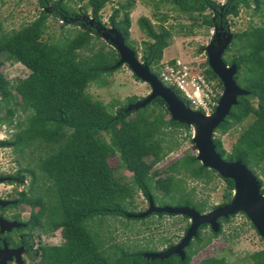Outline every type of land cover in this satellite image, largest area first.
I'll return each instance as SVG.
<instances>
[{
  "label": "trees",
  "instance_id": "1",
  "mask_svg": "<svg viewBox=\"0 0 264 264\" xmlns=\"http://www.w3.org/2000/svg\"><path fill=\"white\" fill-rule=\"evenodd\" d=\"M112 1L38 0L41 8L38 18L18 30L0 31V68L4 61H15L29 71L15 86L0 71V111L6 109L4 115H0V125L15 129L11 139L0 140V147H11L26 161L25 166L10 177L22 181L21 174H26L29 178L28 189L19 193L18 200L32 209L29 224L38 223L45 232L62 231L63 242L43 247L39 264H190L201 247L195 245L209 242L210 238L204 242L202 239V230L208 225L198 228L197 237L184 248L183 260L178 255L149 260L143 255L147 251L142 250H121L113 258L106 254L99 237L88 228L89 222L96 218H127V214H135L128 208L134 207L137 192L146 199L151 195L155 205L167 199L176 206L204 213L207 203L195 200L193 193L187 191L186 180L208 184L218 176L203 167L195 155L186 154L166 168L164 178L154 179L156 173H151L152 168L177 145L172 137L174 129L189 127L165 119L167 112L160 98L142 109L126 112L127 106L137 101L135 97L124 104L114 101L103 105L88 94L91 85L106 86L108 78L121 67H116L119 55L112 47L105 51V43L96 45L102 40L101 12ZM118 1L109 17L111 27L121 34L125 45L138 57L130 42L133 3L131 0ZM162 1L192 20V24L202 17V24L214 26L222 34L221 38L227 37L226 18L238 16L240 7L250 8L254 3V15L264 11V0H228L222 7L214 0H158ZM207 11L215 12V18L210 13L205 14ZM89 12L91 17H87ZM49 17L73 23L74 31L70 32L74 35L70 37L66 31L62 41H44ZM138 23L142 32L153 40L144 45L141 59L149 66L157 65L163 50L169 46L172 31L162 26L156 30L146 17H141ZM193 28L189 26L188 32L193 33ZM221 57L224 64H235L233 78L249 93L238 97L237 104L231 107L229 115L214 132L225 134L250 115L254 120L241 133L230 153L224 151L220 138L213 135L215 150L225 161H242L256 176L264 194L263 182L255 172L260 170L264 175V25L234 34ZM205 68L207 77L217 80L222 89L221 81L206 61ZM149 70L160 79L158 71L151 67ZM171 90L186 106L189 104L178 90ZM153 105L159 110L153 109ZM116 106L119 109L115 110ZM18 108L25 116L14 123ZM114 157L119 168L132 174L128 181L115 176L109 165V159ZM224 181L228 189L225 202L229 203L234 183L230 179ZM14 182V179L7 181ZM158 192L162 193L161 198L156 197ZM165 215L174 216L153 213L147 217ZM232 216L218 219V231L209 229L211 237H217L223 223ZM182 218L188 220L186 216ZM187 228L188 225L185 232ZM171 246L172 243L166 248ZM250 258L254 264H264V251ZM198 264L229 263L224 258L210 257Z\"/></svg>",
  "mask_w": 264,
  "mask_h": 264
},
{
  "label": "rangeland",
  "instance_id": "2",
  "mask_svg": "<svg viewBox=\"0 0 264 264\" xmlns=\"http://www.w3.org/2000/svg\"><path fill=\"white\" fill-rule=\"evenodd\" d=\"M131 1L133 6L130 10V42L137 50V60L139 62L144 63L141 59L143 50H145L144 45L153 43V40L149 39L142 32L138 23L141 17H146L154 25L156 30H158L159 26H162L172 31L169 46L163 50L162 59L157 65H148V67L155 69L160 74L165 64L174 59H178L181 62H198L205 67V61L207 62L208 59V55L205 51L206 47L216 38V29L214 26L206 27L203 25L202 17H199L197 21L192 24V20L177 12L165 1ZM214 1L219 7H222L228 0ZM118 3V0H113L102 10L101 26L104 29H111L109 17ZM254 8V3L251 4L250 8L240 7L238 16L226 18V31L234 35L250 27L263 26L264 11L254 15ZM40 11L41 8L38 4V0H0V31L9 33L26 26L38 18ZM209 13L213 18L215 12H205V14ZM87 17H91L90 12L87 14ZM90 20L92 19L90 18ZM191 25L194 26L193 33L188 32V28ZM74 27L75 25L73 23L66 24L63 22L62 18L56 20L49 17L47 19V30L43 40L49 43L62 41L67 35L66 31H69L68 34L70 37L74 35L73 32H70L74 31ZM101 43L107 45L104 47L105 51L110 49V43L103 39L96 43L97 47L100 46ZM0 71L12 86H15L19 80L24 79L29 74V71L23 65L15 61H4ZM220 90H223V86ZM87 92L93 100L100 101L103 105H109L114 101H119L121 104H124L125 101L131 97H135L138 101H141L147 98L151 91L147 82L137 78L127 64H122L121 67L108 78L106 86L98 87L96 85H91L87 89ZM253 103H255V101H253ZM11 105L12 103L8 105V107ZM152 108L159 110L155 105H153ZM117 109H119V106H116L115 110ZM163 109L167 112V114H165V119H169L170 115L168 114L165 103L163 104ZM5 112L6 109L2 108L0 115H4ZM213 112L214 109L211 111V114ZM24 116L25 114L19 108L16 109L14 123L17 119L22 120ZM253 120V115H250L241 124L236 125L227 133L220 135L219 132L216 131L213 135L214 137L220 138L222 148L226 153H230L241 133ZM174 130L172 137L177 145L163 160L152 168L151 173H156L153 176L154 179L164 178L166 176L164 172L166 168L178 158L186 154L195 155L196 157L198 154L192 141L194 127L189 126V129L176 128ZM14 132L15 129L13 127L5 124L0 125V140L11 139ZM149 160L150 158L147 159V161ZM25 163L26 161L21 160L18 155L12 151L11 147H0V202L2 204H17L19 193L28 189L29 178L26 174H21L22 181L16 179L13 184L7 183L10 179V175H14L20 167H24ZM109 165L114 169L115 176L125 181L130 179L132 174L118 167L116 157L109 159ZM255 172L258 178L262 180L264 187V175L260 170H256ZM185 185L187 191L193 193L195 200L205 201L207 203V210L204 213L212 210L214 206L227 204L224 196L228 189L226 188L224 178L219 175L215 177L214 181L208 184L187 179ZM161 196L162 193H156L157 198H161ZM231 196H233V193ZM133 205L134 207L128 208L135 212V214H131V217H128V214L126 215L127 218L106 216L103 218H96L88 224V228L92 234H96L99 237L106 250V254L111 257H117L121 250L127 252L147 251L144 254L160 252L163 251L168 244L172 243L175 245L185 236V228L189 225V220L183 219L180 215L144 217V213L149 208V201L141 192L134 194ZM156 205L159 207L176 206L175 203L167 199L157 201ZM37 209L38 208L35 207L34 211H37ZM19 210L20 212H18ZM29 212L30 207L25 204L12 211L14 214H19L22 220L28 219ZM138 215H140V217H137ZM7 222L11 224V228L23 226L22 223L16 222L15 220ZM5 230L9 231L7 229ZM41 235L42 237H40L39 240L45 245H60L63 242L61 230H56L54 232L42 231ZM207 238H210L207 244L203 245V243H201L195 245V247H201L191 258L190 264H198L201 260L210 257L224 258L229 264H254L250 256L256 252L264 251V240L259 236L249 219L242 212L234 214L228 222L223 223L221 233L217 237H211L208 227L203 229V242ZM19 256L21 257L20 253L14 256L16 264H22L23 258H18Z\"/></svg>",
  "mask_w": 264,
  "mask_h": 264
},
{
  "label": "water",
  "instance_id": "3",
  "mask_svg": "<svg viewBox=\"0 0 264 264\" xmlns=\"http://www.w3.org/2000/svg\"><path fill=\"white\" fill-rule=\"evenodd\" d=\"M90 21L92 22V20ZM99 31H103L100 38L109 42L119 55L116 67L127 64L137 78L147 82L150 86L151 92L148 97L128 105L126 112L142 109L156 98H160L165 103L172 121L194 127L195 136L193 135L192 141L197 149L198 154L195 157L197 161L203 167L213 170L222 178L230 179L234 183L231 201L206 213H199L187 206L159 207L155 205L151 195H148L149 208L144 213V217L153 213H166L186 216L190 223L180 242L163 251L144 254V256L149 260H162L171 255H178L183 260L184 248L193 238L197 237V231L201 225H209L214 232H217L219 229L218 219L227 218L238 212L246 215L259 236L264 240V194L261 193V185L258 179L242 161H225L216 152L212 138L215 129L229 115L231 107L237 104L238 97L249 93L239 87L233 78L236 73L235 64L228 66L224 64L221 57L224 49L230 44L233 35L227 32V37L221 38L222 34L216 31V38L206 47L208 65L214 75L220 79L223 90L214 112L210 115H204L201 112L192 111L170 88L163 86L160 80L150 72L148 65L137 60L138 57L135 56L134 51L125 45L123 37L113 27L109 30L100 27ZM10 204L13 203L2 204L0 202L1 207ZM127 216L131 217L132 215L128 214ZM5 229L10 230L11 224L0 218V232L4 233ZM1 260L0 264H3L4 262Z\"/></svg>",
  "mask_w": 264,
  "mask_h": 264
},
{
  "label": "built area",
  "instance_id": "4",
  "mask_svg": "<svg viewBox=\"0 0 264 264\" xmlns=\"http://www.w3.org/2000/svg\"><path fill=\"white\" fill-rule=\"evenodd\" d=\"M200 63L181 62L178 59L165 64L159 74L160 82L167 88L178 90L192 111L210 115L217 105L221 90L217 80L207 77Z\"/></svg>",
  "mask_w": 264,
  "mask_h": 264
},
{
  "label": "flooded vegetation",
  "instance_id": "5",
  "mask_svg": "<svg viewBox=\"0 0 264 264\" xmlns=\"http://www.w3.org/2000/svg\"><path fill=\"white\" fill-rule=\"evenodd\" d=\"M214 18L215 14L213 19ZM10 179L16 180V178L12 177H10ZM22 205H24V203L18 202L17 204H10L3 208L0 206V218L6 221L15 220L23 224L21 227H12L9 231L0 233V256H2L0 259H2L1 261L5 262V264H16L14 256L18 253H20L23 258L22 264H39L43 257L42 248L56 246L42 244L39 240L40 237H42L41 233L42 231L44 232V228L38 223L29 224L32 211L31 208L27 220H22L19 214L12 213L13 210ZM18 212H20V210ZM208 228L210 229V226ZM21 257L19 256L18 258Z\"/></svg>",
  "mask_w": 264,
  "mask_h": 264
},
{
  "label": "bare ground",
  "instance_id": "6",
  "mask_svg": "<svg viewBox=\"0 0 264 264\" xmlns=\"http://www.w3.org/2000/svg\"><path fill=\"white\" fill-rule=\"evenodd\" d=\"M195 134H196V132H195ZM195 136V135H194ZM235 193H236V190H235Z\"/></svg>",
  "mask_w": 264,
  "mask_h": 264
}]
</instances>
